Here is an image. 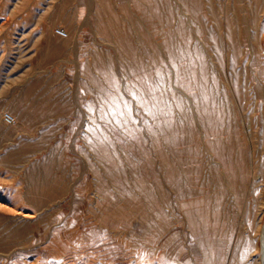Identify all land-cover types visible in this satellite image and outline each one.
I'll use <instances>...</instances> for the list:
<instances>
[{
  "label": "rangeland",
  "instance_id": "1",
  "mask_svg": "<svg viewBox=\"0 0 264 264\" xmlns=\"http://www.w3.org/2000/svg\"><path fill=\"white\" fill-rule=\"evenodd\" d=\"M263 243L264 0H0V264Z\"/></svg>",
  "mask_w": 264,
  "mask_h": 264
},
{
  "label": "built area",
  "instance_id": "2",
  "mask_svg": "<svg viewBox=\"0 0 264 264\" xmlns=\"http://www.w3.org/2000/svg\"><path fill=\"white\" fill-rule=\"evenodd\" d=\"M57 33L60 36H67V32L64 29H58L57 30ZM3 119H4V122L7 125H12V124H15L16 123V117L14 116V114H12L10 112L4 113Z\"/></svg>",
  "mask_w": 264,
  "mask_h": 264
},
{
  "label": "bare ground",
  "instance_id": "3",
  "mask_svg": "<svg viewBox=\"0 0 264 264\" xmlns=\"http://www.w3.org/2000/svg\"><path fill=\"white\" fill-rule=\"evenodd\" d=\"M263 245H264V243H263ZM263 252H264V246H263ZM263 256H264V253H263ZM205 261V260H204Z\"/></svg>",
  "mask_w": 264,
  "mask_h": 264
}]
</instances>
